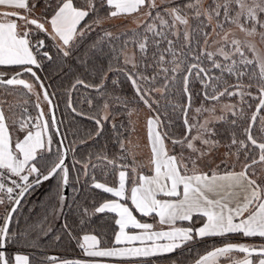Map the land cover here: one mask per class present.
<instances>
[{
    "label": "snow or ice",
    "instance_id": "6c2138e0",
    "mask_svg": "<svg viewBox=\"0 0 264 264\" xmlns=\"http://www.w3.org/2000/svg\"><path fill=\"white\" fill-rule=\"evenodd\" d=\"M0 264H264V0H0Z\"/></svg>",
    "mask_w": 264,
    "mask_h": 264
},
{
    "label": "trees",
    "instance_id": "16d2710c",
    "mask_svg": "<svg viewBox=\"0 0 264 264\" xmlns=\"http://www.w3.org/2000/svg\"><path fill=\"white\" fill-rule=\"evenodd\" d=\"M57 116L59 117V113H57ZM61 251H63V249H61ZM70 251V250H69ZM73 255H75V253H72Z\"/></svg>",
    "mask_w": 264,
    "mask_h": 264
}]
</instances>
